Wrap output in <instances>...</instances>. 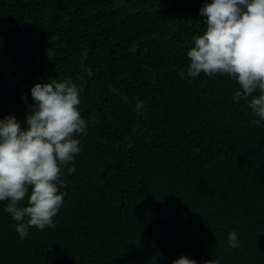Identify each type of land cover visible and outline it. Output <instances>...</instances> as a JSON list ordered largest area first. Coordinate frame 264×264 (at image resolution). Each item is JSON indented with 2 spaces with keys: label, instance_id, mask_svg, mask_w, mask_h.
<instances>
[{
  "label": "trees",
  "instance_id": "1",
  "mask_svg": "<svg viewBox=\"0 0 264 264\" xmlns=\"http://www.w3.org/2000/svg\"><path fill=\"white\" fill-rule=\"evenodd\" d=\"M204 2L0 0V118L71 79L88 124L54 228L21 240L0 202V264H264V121L187 74Z\"/></svg>",
  "mask_w": 264,
  "mask_h": 264
},
{
  "label": "clouds",
  "instance_id": "2",
  "mask_svg": "<svg viewBox=\"0 0 264 264\" xmlns=\"http://www.w3.org/2000/svg\"><path fill=\"white\" fill-rule=\"evenodd\" d=\"M199 14L205 29L187 51V74L234 79L239 88L233 102L246 104L259 124L264 121V0H205ZM30 92L33 110L23 121L14 114L0 118V202H8L4 210L16 222L21 240L32 227L56 226L54 218L67 195L60 190L66 187L62 176L65 170L75 172L79 137L88 131L79 110L82 88L71 79L37 82ZM143 109L144 102L137 100L135 110ZM227 241L229 248H238V233L230 231ZM171 264L197 261L181 255Z\"/></svg>",
  "mask_w": 264,
  "mask_h": 264
}]
</instances>
